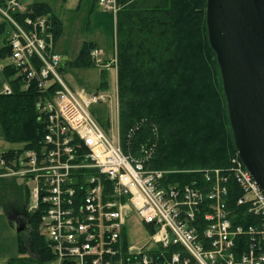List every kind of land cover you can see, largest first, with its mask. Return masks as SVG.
<instances>
[{"label":"built area","instance_id":"built-area-1","mask_svg":"<svg viewBox=\"0 0 264 264\" xmlns=\"http://www.w3.org/2000/svg\"><path fill=\"white\" fill-rule=\"evenodd\" d=\"M97 3L119 11L117 0ZM0 15L12 27L10 65L46 93L37 104L48 123L46 147L12 165L0 157L7 170L0 178L32 183L29 211L45 208L41 230L54 255L46 264H264V192L238 154L228 168L204 170L202 183L166 187L167 172L149 167L154 145L139 158L125 153L91 113L113 94L80 95L65 83L50 16L18 0L6 1ZM90 58L97 67L117 64L97 49ZM134 217L149 235L142 247L128 240Z\"/></svg>","mask_w":264,"mask_h":264},{"label":"trees","instance_id":"trees-1","mask_svg":"<svg viewBox=\"0 0 264 264\" xmlns=\"http://www.w3.org/2000/svg\"><path fill=\"white\" fill-rule=\"evenodd\" d=\"M6 1L0 0V6ZM206 2L117 0L121 146L125 153L139 158L143 146L154 145L150 168L167 172L166 187L202 183L204 170L228 168L237 154L217 55L208 38ZM29 10L35 16H50L56 43L63 28L51 8L35 3L29 5ZM3 31L1 24L0 35ZM4 43L0 59L11 57L9 37ZM94 49L95 43L85 42L78 56L66 62L60 72L66 67L94 68L90 58ZM2 74L11 93L0 92V127L8 143L22 146L0 155L12 165L24 153L46 147L48 123L37 106L46 93L35 83L26 86L10 64L2 68ZM100 78L99 88L104 91L109 86L106 72L101 71ZM6 172V166L0 167V176ZM27 182L0 178L1 202L11 199L7 212L12 208L22 213L30 207L31 188ZM236 189L233 186L234 194ZM231 198L235 205V196ZM44 217V206L30 212L28 231L17 235L18 256L6 264H46L54 258L41 230Z\"/></svg>","mask_w":264,"mask_h":264},{"label":"water","instance_id":"water-1","mask_svg":"<svg viewBox=\"0 0 264 264\" xmlns=\"http://www.w3.org/2000/svg\"><path fill=\"white\" fill-rule=\"evenodd\" d=\"M206 24L235 149L264 192V0H207ZM9 220L17 234L26 231Z\"/></svg>","mask_w":264,"mask_h":264},{"label":"rangeland","instance_id":"rangeland-1","mask_svg":"<svg viewBox=\"0 0 264 264\" xmlns=\"http://www.w3.org/2000/svg\"><path fill=\"white\" fill-rule=\"evenodd\" d=\"M23 4L46 3L50 6L52 13L59 18L63 25V33L55 45V52L66 62L74 60L85 42H95L102 50L103 59L109 63L115 57V28L113 14L104 12L102 9L93 8L95 0H18ZM4 24V31L0 35V48L3 47L5 37L12 32L11 25L0 15V25ZM5 44V43H4ZM11 63L10 57L0 59V90L4 89L8 81L2 74V68ZM106 63V62H105ZM94 68H70L66 67L62 73L65 83L76 93L89 94L95 92H107L113 94V100L110 103L93 105L90 110L93 116L99 120L100 125L106 134L112 137L120 138V100L118 89V72L116 65ZM107 64V63H106ZM65 66V65H64ZM106 72L109 82L106 90H100V73ZM159 132V130L157 131ZM159 134V133H158ZM159 138H161L159 136ZM121 144V139H120ZM122 147V146H121ZM21 145L8 143L0 127V155L10 149H20ZM152 162V161H151ZM151 165V163H150ZM149 165V167H151ZM30 188L32 183L27 182ZM6 200V199H5ZM10 198L1 207L6 211L9 207ZM32 204V197L29 200ZM17 237V235H16ZM129 243L136 247H142L149 242V235L142 222L134 217L128 223ZM0 243L11 248L10 243H5L1 237ZM0 244V245H1ZM8 245V246H7ZM12 251L10 252V254ZM14 256H18V250L14 251Z\"/></svg>","mask_w":264,"mask_h":264},{"label":"crops","instance_id":"crops-1","mask_svg":"<svg viewBox=\"0 0 264 264\" xmlns=\"http://www.w3.org/2000/svg\"><path fill=\"white\" fill-rule=\"evenodd\" d=\"M38 3H40V2H38ZM32 4H35V3H32ZM32 4H29V5H32ZM44 4H46V3H44ZM93 8H98L97 0H95V4H94V7ZM57 19L59 20V18H57ZM113 21H114V28H115L116 18L114 16H113ZM61 24H62V22H61ZM62 28H63V25H62ZM7 37H10V35L7 36ZM93 43H95V42H93ZM95 44L97 45V49L102 52V50L99 47V45L97 43H95ZM5 86H9L8 83H5ZM3 90L4 89H1L0 92H3ZM0 204H1V200H0ZM15 212L16 211H14V209H12V208L10 209V212H7L0 205V232H1V237L3 238V240H4L5 243L7 242V243H10L11 244V248L8 249V248H6L5 245L2 246V244L0 243L1 244L0 245V264H6L10 259L16 257V256L13 255V253H14V251L18 250L17 237H16V235H18V234L16 233V231L14 230V228L11 226L10 220H9L10 217L11 218H14L15 216H17L15 214ZM23 233H25V232H23ZM11 251H12V253L10 254Z\"/></svg>","mask_w":264,"mask_h":264},{"label":"flooded vegetation","instance_id":"flooded-vegetation-1","mask_svg":"<svg viewBox=\"0 0 264 264\" xmlns=\"http://www.w3.org/2000/svg\"><path fill=\"white\" fill-rule=\"evenodd\" d=\"M15 214L17 216L14 217V219L19 223V227H25L27 228L26 231H28L30 225H29V221H30V211L29 208H25L24 212L20 213L19 211H16ZM25 231V232H26Z\"/></svg>","mask_w":264,"mask_h":264}]
</instances>
